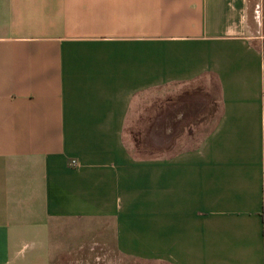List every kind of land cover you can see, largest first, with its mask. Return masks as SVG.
I'll return each instance as SVG.
<instances>
[{
  "label": "crops",
  "instance_id": "1",
  "mask_svg": "<svg viewBox=\"0 0 264 264\" xmlns=\"http://www.w3.org/2000/svg\"><path fill=\"white\" fill-rule=\"evenodd\" d=\"M168 86L136 156V99ZM180 123L200 133L168 151ZM110 242L264 264V0H0V264H103Z\"/></svg>",
  "mask_w": 264,
  "mask_h": 264
},
{
  "label": "rangeland",
  "instance_id": "2",
  "mask_svg": "<svg viewBox=\"0 0 264 264\" xmlns=\"http://www.w3.org/2000/svg\"><path fill=\"white\" fill-rule=\"evenodd\" d=\"M168 90H174L173 86H168L166 88L154 89L149 93H145L144 96L140 97L131 112L130 115L135 117V120L131 125H128L126 130L127 138L130 142V149L135 153L136 156H146L151 154H157L159 152L158 145V131L153 129V126H157L160 112L166 109H173L174 106L180 102L177 100L178 96L181 94H176L177 96H172L168 100H164L162 93ZM175 92V91H174ZM181 92V91H180ZM173 93V92H171ZM148 121L146 122V120ZM142 120H144L145 126L151 124L149 130H137L135 127L141 125ZM148 123V124H147ZM190 125L188 123H180V128L173 134V143L168 149V151H176L177 149H182L191 145L193 139L195 138L200 130L192 129L191 135L188 136L190 132ZM148 128V127H147ZM192 128V127H191ZM137 130V131H136ZM189 130V131H188ZM194 131V132H193ZM163 152L164 151L163 149ZM104 259L103 264H160L157 261L142 260V259H129L120 257L112 246V243L105 244L104 246Z\"/></svg>",
  "mask_w": 264,
  "mask_h": 264
},
{
  "label": "built area",
  "instance_id": "3",
  "mask_svg": "<svg viewBox=\"0 0 264 264\" xmlns=\"http://www.w3.org/2000/svg\"><path fill=\"white\" fill-rule=\"evenodd\" d=\"M70 162H71L72 164H74V163H75V160H74L73 158H71V159H70Z\"/></svg>",
  "mask_w": 264,
  "mask_h": 264
},
{
  "label": "trees",
  "instance_id": "4",
  "mask_svg": "<svg viewBox=\"0 0 264 264\" xmlns=\"http://www.w3.org/2000/svg\"><path fill=\"white\" fill-rule=\"evenodd\" d=\"M137 131V130H136Z\"/></svg>",
  "mask_w": 264,
  "mask_h": 264
}]
</instances>
